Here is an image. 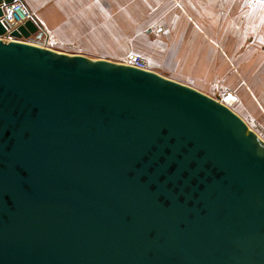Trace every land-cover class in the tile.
<instances>
[{
	"label": "water",
	"instance_id": "95a60500",
	"mask_svg": "<svg viewBox=\"0 0 264 264\" xmlns=\"http://www.w3.org/2000/svg\"><path fill=\"white\" fill-rule=\"evenodd\" d=\"M42 34L0 22V264H264V141L244 120Z\"/></svg>",
	"mask_w": 264,
	"mask_h": 264
},
{
	"label": "crops",
	"instance_id": "0c3cea01",
	"mask_svg": "<svg viewBox=\"0 0 264 264\" xmlns=\"http://www.w3.org/2000/svg\"><path fill=\"white\" fill-rule=\"evenodd\" d=\"M20 1L33 13V19L43 34L45 33L46 38L47 33L57 36L56 34L64 27H68V33L86 32L97 35L100 33L103 37L106 16L110 20L107 21L108 23L113 22V15L111 17V14H106L110 0ZM126 1L133 10L135 7H143L142 16L139 17L141 26L147 28L144 38L146 48L143 54L150 69L170 74L165 77L181 83H186V80L199 81L203 85H208L212 81L219 83L222 79H226L223 77L219 80L226 70L224 68L226 61L232 63L234 58H249L250 54L255 53L253 49L250 50V47H253L249 42L250 33H256L257 48L260 47L259 42H264V10H261L263 19L258 20L257 24L253 22L250 24L251 21L247 20L244 24H236L237 29H234L232 0ZM236 3L241 5L243 2L236 1ZM66 10H68V25H63L61 17L65 14L62 11ZM137 34L138 32L135 37ZM72 39L73 37L68 36V42ZM256 58L258 72L256 86H253V89L257 91L255 93L258 100L264 101L262 94L264 51L258 52ZM247 66L249 67V64ZM240 80L243 81V76ZM187 85L198 90L196 86ZM247 99L249 95L246 100L245 96H242V101Z\"/></svg>",
	"mask_w": 264,
	"mask_h": 264
},
{
	"label": "rangeland",
	"instance_id": "374dc122",
	"mask_svg": "<svg viewBox=\"0 0 264 264\" xmlns=\"http://www.w3.org/2000/svg\"><path fill=\"white\" fill-rule=\"evenodd\" d=\"M232 1V28L237 29L236 24H244L247 20L251 21L249 22L250 24H252V22L257 24L258 20L263 19V15H261V10H264L263 0ZM236 1L243 2L241 4L242 6L237 4ZM107 6L106 14H111V17L113 15V22L111 24L108 23L107 21L110 20H108L109 18L106 16L105 33L103 37H101L102 34L100 35V33L98 35L86 32L68 33V27H64L55 37L47 33L46 38L44 33L39 40L33 36L30 41L65 54H84L91 57V59L103 58L109 61L122 63L126 55L131 53H140V55L145 58L143 53L146 48L144 38L146 34L145 29L147 28L141 26L139 18L142 16L143 7H135V10H133L132 6L130 7L129 2L126 0H114L113 2L110 0ZM62 13L65 14L61 17L63 25H68V10L62 11ZM55 21L56 20H54V22ZM136 32H138L137 37H135ZM255 35L256 33L249 34V42L253 45V47H250V50L253 49L255 53L250 54L249 58H234L232 59V63H227L226 61V65L224 66L226 70L219 80L223 77L226 79H222L219 83L212 81L208 85H203L199 83V81L186 80L185 82L196 86L199 91L229 107L264 141V101L258 100L255 93L257 91L253 89V86H256L258 72L256 67V56L258 52L264 51V42L261 43L257 41L260 43V47L257 48ZM68 36L73 37L72 41L70 40L68 42ZM232 64H234L233 67L230 66ZM248 64L249 67L247 66ZM153 71L163 76L170 75L165 72L163 74L162 71L159 72L155 69ZM241 75L243 76L242 82L240 80L242 77ZM242 87L246 90L241 89ZM262 94H264V91ZM247 95H249V99H247V101H242V96H245L246 100Z\"/></svg>",
	"mask_w": 264,
	"mask_h": 264
},
{
	"label": "built area",
	"instance_id": "2783aa9c",
	"mask_svg": "<svg viewBox=\"0 0 264 264\" xmlns=\"http://www.w3.org/2000/svg\"><path fill=\"white\" fill-rule=\"evenodd\" d=\"M2 9L0 22L4 25L6 31H10L23 24L27 19L33 18V13L20 0H14L10 4L3 6ZM122 63L139 69L151 70L148 61L136 53L128 54Z\"/></svg>",
	"mask_w": 264,
	"mask_h": 264
}]
</instances>
